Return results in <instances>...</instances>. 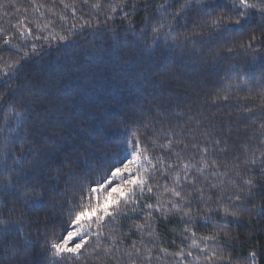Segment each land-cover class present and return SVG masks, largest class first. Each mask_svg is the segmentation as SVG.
<instances>
[{
    "label": "snow or ice",
    "instance_id": "6c2138e0",
    "mask_svg": "<svg viewBox=\"0 0 264 264\" xmlns=\"http://www.w3.org/2000/svg\"><path fill=\"white\" fill-rule=\"evenodd\" d=\"M138 11L147 13L139 26L129 18ZM0 18V255L11 254L13 264L264 260L255 243L237 255L244 245L236 243L239 237L230 228L264 220V67L233 62L264 49V0H28L27 5L0 0ZM117 20L141 42L142 52L161 44L191 48L210 64L230 67L198 102L167 106L148 93L152 81L142 73L141 95L126 106L131 111L120 121L114 155L97 157L92 147H84L83 158L77 149L38 165L41 148L62 141L64 131L51 124L42 129L33 121L41 97L21 96L11 87L5 92L3 85L11 86L29 52L38 55V47L65 42L77 30L76 21L80 29L114 31ZM233 35L241 39L229 42L226 37ZM30 40L43 43L30 45ZM223 108L233 111L218 119ZM123 115L125 110L117 112ZM233 120L236 133L246 130L236 140ZM45 203L58 205L64 217H57L59 234L52 220L32 215ZM177 223L180 230L170 231L181 238L179 245L172 249L175 239L167 246L158 243L161 227ZM201 228L208 231L200 234Z\"/></svg>",
    "mask_w": 264,
    "mask_h": 264
},
{
    "label": "trees",
    "instance_id": "16d2710c",
    "mask_svg": "<svg viewBox=\"0 0 264 264\" xmlns=\"http://www.w3.org/2000/svg\"><path fill=\"white\" fill-rule=\"evenodd\" d=\"M16 2L27 5L28 0ZM41 2L47 3L50 0ZM146 14L144 11H138L134 18H129L139 26L145 22ZM100 18L103 19L102 16ZM11 19L14 22L16 18ZM72 22L69 20L65 29L70 27ZM0 23H3L2 18ZM76 23L77 30L65 42L53 41L52 47H38V55L29 52V60L20 61V67L17 69L19 74L11 86L3 85L5 92L11 87L13 90L18 89L21 96L31 93L32 97H41L39 103L34 105L33 121L42 129H47L51 124L61 127L64 131L65 138L62 141L41 148V155L35 161L38 165L53 157L63 159L65 155L74 154L77 149L83 158L84 147H92L97 157L114 155L119 146L120 121L127 119L126 113L131 111L126 106L134 103L136 97L141 95L137 92V85L142 73L147 72L152 81L147 85L148 93L167 106L181 100L187 103L198 102L205 92L213 91L223 81L230 67L227 62L210 64L207 58H199V53L192 55L191 48L185 51L161 44L150 52H142L141 42L136 41L131 32L121 28V20L115 22L114 31L103 26L99 29H80L79 21ZM259 23L256 21L251 27L255 28ZM3 26L10 28L9 24ZM182 28L183 25L178 30ZM136 31H139V27ZM226 39L229 42H237L241 37L233 35ZM32 43L40 45L43 41L30 40L29 44ZM253 56L256 57L255 60ZM5 58L16 59L15 56L9 57L7 54ZM245 61L249 69L256 64L264 67V49L246 57H237L233 62L243 65ZM3 67L0 62V68ZM256 75L259 78L260 68H256ZM122 109L125 110V115L118 117L117 112ZM232 111L231 108H223L218 119H227V113ZM12 126L15 127V124ZM231 127L235 133L233 140L245 135L246 130L243 127L236 133L237 123L234 120ZM54 171L55 166L52 169L53 175ZM32 215L52 220L59 234L57 217H64L60 215L58 205L53 207L51 203H45L43 208ZM49 227L53 225L50 224ZM173 227L180 230L181 225L177 223L169 225V228L161 227L158 243L167 246L175 239L177 243L172 245V249H175L181 238L173 236L170 231ZM230 228L233 235L239 237L236 243L244 245L237 247V255L246 253L249 250L248 245L253 243L257 244L259 251L264 252V232L257 231L264 229V220L259 224H249L245 220L239 226L231 225ZM207 231L205 228L198 230L200 234ZM249 233H252L251 237ZM31 238L36 240L35 235ZM10 256L11 254H8V257ZM8 257L0 255L3 264H13ZM260 264H264V260H261Z\"/></svg>",
    "mask_w": 264,
    "mask_h": 264
}]
</instances>
